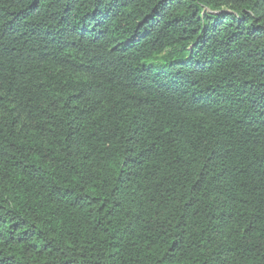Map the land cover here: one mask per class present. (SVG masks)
<instances>
[{"label":"trees","instance_id":"1","mask_svg":"<svg viewBox=\"0 0 264 264\" xmlns=\"http://www.w3.org/2000/svg\"><path fill=\"white\" fill-rule=\"evenodd\" d=\"M0 264H264V0H0Z\"/></svg>","mask_w":264,"mask_h":264}]
</instances>
